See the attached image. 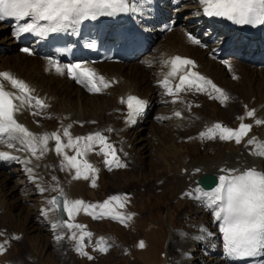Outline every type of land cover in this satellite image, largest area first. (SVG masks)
<instances>
[{
	"label": "bare ground",
	"instance_id": "1",
	"mask_svg": "<svg viewBox=\"0 0 264 264\" xmlns=\"http://www.w3.org/2000/svg\"><path fill=\"white\" fill-rule=\"evenodd\" d=\"M128 3L137 8L134 16L143 35L148 41H151L150 45L159 42L157 53L150 56L144 55L138 63L111 65L104 63L95 66L82 63V66L93 68L98 75L104 76L110 82V87L101 93H94V96L90 95L85 87L78 86L66 72L64 75H60L52 68L50 62L45 58L46 49L40 46L41 38H37L29 45H19L17 40L24 33H17L16 23H9L5 19L0 20V72L8 71L16 78L25 81L30 88L35 90L32 95L40 97L48 105L44 109L33 108L31 110L32 112L39 111V115H31L28 111H24L17 114L16 119L37 135L53 133L46 128L47 119H55L60 122L67 120L71 125L68 130L73 138L72 132L84 123L83 119L91 118L94 124L99 123L97 129L101 128L103 131L108 128L113 129L110 133L107 132L109 143L116 146L117 155L122 163L134 164L143 160L147 155L149 157V153H152L150 144H143L139 150L135 148V144L141 139L145 141L142 135L147 122V113L155 105H163L159 109L157 120L160 124L166 122V125L162 127L156 125L154 129H161L163 134L166 133L167 136L173 138V141L171 140L173 144L170 145L172 148L168 149V154H172V151L178 149L174 143L178 138L186 140L182 147L193 150V155L190 153V155L172 154L173 157L171 158H175L174 162H171L172 160L170 161L165 155H158L152 159L153 163L146 167V170L150 169L149 176L145 175L146 182L152 178L156 183L160 180L164 181L165 177L168 178V181L172 180L175 182L173 185L175 201L183 200L185 208L190 210L186 218L189 224L187 229L183 230V233H180V229L171 232V247L173 244L176 245L178 254L174 258V253L168 252L165 264H205L204 258L194 259V257L202 255H207L211 259L210 264H237L234 261L236 255H229L224 247L223 234L219 231L220 222L215 220L210 209L201 206L200 202L186 196L185 193L193 192L195 194V188L200 187L198 185L199 179L207 174L218 177L223 174L220 169L245 170L255 167L264 172V157L251 154L253 151L261 150L259 146L264 145V124H255L256 119L264 120V31L259 42V51H253V45L249 41L245 42L244 37L229 31L223 25L207 21L197 0H176L173 4L172 0H128ZM185 14H187L186 19L180 21ZM28 22H31L30 18H26L24 23ZM169 22H174L176 29L168 35H162V26ZM183 22L186 25L181 29L178 24ZM39 23L42 24L43 22ZM201 33L204 35L199 38ZM33 34L37 35L36 33ZM174 34L175 36H172ZM189 34L195 38L198 37L201 43L193 44L188 39ZM24 48L30 49L31 55L22 51ZM14 53L16 55H13ZM177 55L195 59L199 66L197 70L199 74L222 89L228 96V100L221 102L222 97L215 99L214 97L219 94L214 92L210 85L203 92L196 91L194 88L183 91L179 93V99L166 95L160 82L171 70V65L170 63L166 64L165 61H169ZM257 55L262 56L263 60H254ZM243 58L244 62L238 61ZM148 62H151V66L150 70L146 71L141 64L148 68L145 65ZM63 65L61 64V66ZM184 71L186 70H181V73ZM39 73L41 74L38 75ZM244 75H247L246 79L243 78ZM233 77H237L238 80L234 82ZM170 79L171 85L175 87V84L179 82V75ZM128 95L137 96L146 104L143 112L136 117L132 124L127 123L126 103H121V99L126 101ZM237 97H240V103L237 102L236 105H232ZM209 98L213 101V105H210L212 115L207 114V112L200 115L191 108L192 103H194L193 106H196L197 102L202 101V99L204 103H207ZM174 99L178 101L173 103ZM89 100L91 103L87 102ZM218 104L225 105V109H221ZM251 109H255L256 113L253 117H247V112ZM177 110L182 113L181 119L173 115L174 111ZM62 114L63 117H61ZM70 116V119L66 118ZM211 116L218 117V122L211 121L209 119ZM43 117H45L44 120H42ZM56 123L58 124V122ZM217 123L221 124L222 127L233 129H237L241 123H249L252 128L240 144H236L234 139L231 141L220 140L219 132L216 133L212 141L200 137V132H206ZM67 127L65 126V128ZM59 130L62 131L58 134H61L62 143L67 144L68 137L63 135L62 126L59 127ZM164 137L166 138V136ZM249 139H254V143L248 145ZM53 141L55 140L50 139L48 141V151L39 160L33 157L30 152L8 149L6 144L0 147V150L20 156L21 161L25 158L31 160L28 165L20 161H0V212L4 210L0 214L9 215L13 209L24 212L30 211L29 215L27 214L28 225L39 233L42 230L48 233L46 226H49L52 234L58 232L59 228L53 230L51 227V224L57 222L58 219L53 217L47 203L56 191L49 190L41 193L37 185L49 189H61L64 186L67 196H70L69 201L79 199L86 204L92 202L99 206L111 196H120L112 194L108 196L106 194V189H114L118 186L117 183L112 185L110 183L109 188L106 187L107 184L103 182L104 177L107 176L106 171L112 174L114 169H118L119 172H126L127 170V166L124 168L113 166L109 170L103 163L104 156L97 154V151L100 150V146L97 145L96 152L92 149L83 156L77 157L81 161L87 160L88 163L98 169L95 174L96 187H92L93 177L91 174H89L88 180L73 178L76 170L67 166L63 155H57L55 152L56 142L53 143ZM119 149H123V151ZM211 151L213 152L212 155L209 153ZM64 152L67 155L76 154V150L73 148H65ZM123 158H128L126 160L129 161H125ZM58 164H60V172L57 178L53 180L52 177L55 175L53 171L56 170ZM62 164L64 165L63 168L61 167ZM103 166L106 173L103 171ZM26 167L33 168L36 177L35 182L29 178V174L25 171ZM196 169H200V171L197 172ZM172 174L173 177H171ZM130 177L134 178L133 173ZM100 190L105 192L104 194L101 192L102 197L98 201L96 198H98L97 195ZM120 197L124 205L123 210L130 211L131 208H136V196ZM111 208L113 214L120 213L122 210V207L115 201L112 202ZM92 211L95 214L99 213L101 209L97 207ZM192 211L194 214L191 213ZM45 212L47 215L44 214ZM94 220H99V222L93 223ZM104 220H113L122 227H130L132 231L136 225V220L133 218L126 219L124 223H121L120 220L112 219L111 216L107 215L94 218V215L86 214L83 209L75 213L72 223L84 225L82 231L87 232L86 226L91 228ZM66 222L68 223V218ZM191 226H194L192 230ZM78 230L80 229L74 228V232ZM89 230L92 231V229ZM23 231L19 230L17 234H23ZM82 231L80 230V233L78 231V234L80 235ZM78 234H76L77 237H79ZM199 236L203 238L196 239ZM48 237L52 242L56 241L55 235L49 234ZM73 242L76 245L77 241L73 240ZM92 243L98 250L106 248V251H109L105 247L107 242L99 241L94 234L90 240L85 237L84 246ZM203 247H205L204 251L201 249Z\"/></svg>",
	"mask_w": 264,
	"mask_h": 264
},
{
	"label": "snow or ice",
	"instance_id": "2",
	"mask_svg": "<svg viewBox=\"0 0 264 264\" xmlns=\"http://www.w3.org/2000/svg\"><path fill=\"white\" fill-rule=\"evenodd\" d=\"M201 6L202 13L207 17L225 18L237 25H264V0H197ZM135 6H130L128 0H0V20L7 17L16 18L23 21L30 18L31 22L21 24L17 33H36L43 35L45 32H57L69 27H75L82 21L96 20L100 17H114L119 13L136 12ZM45 21L46 25L39 22ZM188 39L193 44H200L201 41L189 34ZM87 47L93 48L94 44H88ZM22 51L31 54L30 49L24 48ZM166 64L171 65V70L167 76L160 82L165 89V94L174 96L179 99V93L195 89L203 92L207 86L219 95L215 99L223 98L221 102L228 100L224 91L218 88L211 80L202 75L191 71L188 66L194 67V62L180 56L172 57ZM52 68L60 74H66L85 87L90 93H101L104 89L110 87V82L104 76L98 75L91 68L82 66L81 62L64 64L61 66L56 61H50ZM188 68L181 73V69ZM179 75V82L175 87L171 85V79ZM235 78V77H233ZM35 90L22 79L16 78L8 71L0 72V147L5 144L8 149L16 151L30 152L33 157L39 160L48 151V141L55 140V152L57 155H63L67 166L74 168L76 174L74 179H89L92 175V187H96L95 174L98 169L87 160H78L77 157L83 156L86 152L92 151L94 145H99L100 150L97 153L104 156L103 163L111 170L113 166L124 168L126 164L120 161L117 155V148L114 144L109 143L108 137L97 131L87 136H77L72 138L69 128L64 129L63 135L68 137L67 144L62 143L61 136L56 132L44 133L37 135L31 132L24 124L19 123L16 115L28 111L31 115H39V111L32 112L33 108L37 110L47 108L48 105L38 96L32 95ZM173 100V103L177 102ZM121 103L127 105V123L135 122L136 117L140 115L146 104L145 101L134 96L128 95L126 101L121 99ZM173 115L177 118L182 116L181 111H174ZM254 110L247 112V117H253ZM166 118V117H164ZM243 119V118H241ZM256 125L264 124V120L256 119ZM252 125L241 123L237 129L222 127L217 123L209 128L206 132H200L202 139H214L219 132V139L222 141L235 140L236 144L241 141L251 131ZM105 131L111 132L113 129L108 128ZM254 143V139L247 141L248 145ZM261 150L253 151L251 154L264 157V145L259 146ZM65 148L76 150L75 155H67ZM123 151V149H119ZM39 152V155L37 153ZM126 155V153H125ZM0 161H20L25 165L31 163V160L25 158L21 161L20 156L12 155L8 151L0 150ZM38 167V165H37ZM62 168L64 165L62 164ZM25 171L29 178L35 182L34 170L32 167H26ZM197 172L200 169H196ZM220 174L216 177L214 187L205 190L203 187L195 188L193 192L185 193L186 196L200 202L201 206L211 210L216 221H219V231L223 234L224 247L229 255L239 257L264 256V172L257 170L255 167L240 169H220ZM53 180L56 177H52ZM39 192L56 191L55 188H46L37 185ZM60 195L63 196V190L60 189ZM115 201L120 207L123 202L120 196H111L99 206L95 204H86L83 200L69 201L60 200L52 197L47 201L53 208L60 212H66L69 218L74 219L75 213L81 209L88 214L94 215V218L102 216H111L112 219H118L124 223L126 219L130 220L131 216L124 217L117 213L113 214L111 205ZM99 207L101 211L95 213L92 211ZM43 211V210H42ZM47 215V213H44ZM53 230L66 227L69 231L72 229H83L82 224H72L66 221L58 220L51 224ZM203 231V229H201ZM2 235V233H0ZM91 232H81L79 237L73 232L69 237L70 240L77 241L75 250L89 260L93 259L83 250L85 237L91 238ZM202 236L196 239H202ZM55 239L60 241L63 236L56 235ZM103 239V238H101ZM6 243V242H5ZM140 248L144 247L143 242L139 244ZM5 250L4 244H0V253ZM100 251H106V248H100ZM259 264H264L261 260Z\"/></svg>",
	"mask_w": 264,
	"mask_h": 264
},
{
	"label": "rangeland",
	"instance_id": "3",
	"mask_svg": "<svg viewBox=\"0 0 264 264\" xmlns=\"http://www.w3.org/2000/svg\"><path fill=\"white\" fill-rule=\"evenodd\" d=\"M186 17L187 14L183 15L180 21H184ZM178 25L179 28L182 29V27L186 25V23L183 22L182 24L179 23ZM203 35L204 34L201 33L199 35V38L203 37ZM172 36H175V34ZM196 38L198 39V37ZM158 47L159 42H155L148 49L145 56H150L157 53L156 51ZM13 55L16 54L14 53ZM142 57L144 56H141L139 59H137V61L135 60L132 63L140 62ZM236 59H239V57H236ZM238 61L244 62V58ZM145 65H147L149 69L147 67H143V64H141L142 68L146 71H149L151 62H148ZM40 74L41 73H39L38 75ZM246 77L247 75H244L243 78L246 79ZM237 80V77L233 78L234 82H236ZM90 95L94 96L95 94L90 93ZM239 101L240 97H237L235 101L232 102V105H236L237 102L240 103ZM87 102L91 103V100ZM197 103L198 104L196 106H193L194 103H192L191 108L197 111L200 115H204V112L212 115V99L209 98V101H207V103H204L203 99L202 101H198ZM218 106L221 109H225V105L223 104H218ZM162 107L163 105L157 104V106L155 105L152 110L147 113V122L145 123V128L142 135L145 141L141 139L135 144V148H137V150L141 149V146L143 144H150V146L152 147V153H149V157L147 155L143 160H140L137 163L135 162L134 164H128L127 162H125L127 166L126 172L124 170V172H119L118 169H114L112 174H110V172L108 173V171H106V173L103 166V171L107 174V176L103 179V182L107 184L106 187L109 188L110 183L111 185L113 183L118 184V186L114 189H106V194H108V196L109 194H112L124 197H137L136 208H131L130 211H125L122 207V210L119 213L124 217L130 215L132 216L131 219L133 218L136 220V225H134L135 229L133 231L132 229H130V227H122L119 223L113 220H104L99 224L92 226L91 228L86 226L88 228L87 232H91L92 234H94L99 241L107 242L105 243V247H107V250H109L102 253L100 250L95 248L93 243L89 244L88 246L85 245L83 250L86 251L88 255L91 254L90 256L93 257V259L89 260L88 258H86V256L80 255L75 250L76 245L73 244V240L69 239V237L74 232V229L69 231L66 227L59 228V233L53 232L54 234H52L50 233L51 231L49 226H46L49 232L47 233L46 231L42 230L39 233L34 231L33 228L28 225L27 220L30 211L24 212L21 210L13 209L12 213L9 215L0 214V233H2V235H0V244H4L5 248L3 253H0V264H165V262L167 261L168 252H173L175 255L174 258H176L178 254V248L174 244L171 247V232L172 230H175L176 232L180 229V233H183L185 229H187V226L189 224L187 223L186 218L188 216L187 213H190V210L188 208H185V203L183 202V200H178L179 202L175 201L173 195V185L175 182H173L172 180L168 181V178L165 177L164 181L160 180V182L157 183L155 182L154 178H152L151 180H147L146 182L145 175L149 176L148 172H150V169L146 170V167H149V165L153 163L152 159H154V157L158 155H165L167 158H169L170 161L172 160L171 162H174L175 158H171L173 157L172 154L177 155L180 153H184L185 155H193V150L191 148L187 149L182 147V145L185 144L186 140L178 138L174 142L178 146V149L172 151V154H168V149L172 148V146L170 145L173 144V138H170L169 135L167 136L166 133H164V135L163 132L160 131L161 129H154V126L156 127V125H160L159 127L166 125V122L160 124L157 120L159 109H161ZM63 116L64 115L62 114L61 117ZM66 118L70 119L71 116ZM44 119L45 117L42 118V120ZM84 119V123H82L76 130L72 132L74 139L77 136H87L97 131L101 132L107 137L109 136V134L107 133L108 131H103V129L101 128L97 129V126L99 127V123L94 124L91 118ZM209 119L211 121L218 122V117L211 116L209 117ZM49 120L50 119H47L48 122L46 123V128H48L50 132H56L57 134H59V132H62L61 130H59V127L62 126V128L65 129V126L67 127L70 124L67 120H65L64 122H60L55 119H52L50 121ZM56 122H58L59 125ZM57 126L59 127L56 128ZM187 128L189 129V127ZM164 136H166V138ZM212 140L213 139H211V141ZM54 142L55 141H53V143ZM188 143H190V141H188ZM97 149L98 146L94 145L93 151L96 152ZM209 153L212 155L213 152L211 151ZM123 159L125 161H129L126 160L128 158ZM56 166V170L53 171V173L55 172L54 177L56 176L57 178L60 172V164ZM131 173H133L134 178L130 177ZM171 177H173V174L171 175ZM61 189L63 190V197L67 200H70V196H67V191L66 189H64V186ZM101 192L104 194L105 191L100 190V193L97 195L99 199L96 198L98 201H100L102 197ZM58 194H60V189H56V192L52 197H55ZM52 197H50V199ZM87 200L90 201V199ZM91 204L93 203L91 202ZM48 206H50L49 209L51 210V213H53V217H56L58 219L57 211L53 208L52 205L48 204ZM191 213L194 214V211H192ZM39 216H41V214H39ZM92 222L98 223L99 220H94ZM68 223H72V218L68 217ZM193 227L194 226H191V230ZM89 229H92L93 232ZM19 230L23 231L24 233L17 234V231ZM80 230H78L79 233ZM78 231L75 233L78 234ZM49 234L55 236L61 235L64 237L58 242L57 240H54L52 242V240L48 237ZM88 239L89 238H87V240ZM140 242H143V248L139 247ZM201 249L202 251H204L205 247ZM197 258H204L205 264H210L211 262V259L208 258L207 255L194 257V259Z\"/></svg>",
	"mask_w": 264,
	"mask_h": 264
},
{
	"label": "water",
	"instance_id": "4",
	"mask_svg": "<svg viewBox=\"0 0 264 264\" xmlns=\"http://www.w3.org/2000/svg\"><path fill=\"white\" fill-rule=\"evenodd\" d=\"M216 177L212 176V175H206L204 177H202L199 181H198V185L200 187H203L205 190L209 189L210 187H214L215 186V181ZM58 199L60 200H64V198L61 195L56 196ZM58 216L62 221H66L67 220V214L66 212L60 211L58 212Z\"/></svg>",
	"mask_w": 264,
	"mask_h": 264
}]
</instances>
